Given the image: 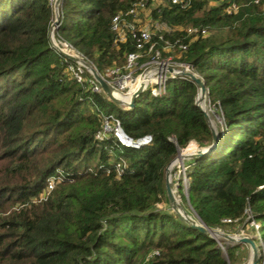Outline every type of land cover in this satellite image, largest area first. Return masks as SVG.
<instances>
[{
    "label": "trees",
    "instance_id": "16d2710c",
    "mask_svg": "<svg viewBox=\"0 0 264 264\" xmlns=\"http://www.w3.org/2000/svg\"><path fill=\"white\" fill-rule=\"evenodd\" d=\"M179 1L189 3L161 0L151 21L209 33L194 41L178 32L161 36L187 45L180 59L202 79L222 120L217 149L189 162L179 196L211 229L241 223L249 212L261 225L263 257L264 16L257 17L264 10L251 0H235L245 5L237 14L226 12V0L210 9L209 0ZM132 3L61 0L55 35L99 73L121 66L133 44L117 40L111 20ZM52 21L48 0H0V264H242L244 245L222 252L158 209L168 207L167 165L190 143H211L194 106L196 86L170 81L162 97H139L123 111L64 73V58L49 43ZM241 21L242 31L230 29ZM101 115L115 116L127 137L151 143L128 149L95 140ZM50 178L54 188L43 198Z\"/></svg>",
    "mask_w": 264,
    "mask_h": 264
},
{
    "label": "built area",
    "instance_id": "2783aa9c",
    "mask_svg": "<svg viewBox=\"0 0 264 264\" xmlns=\"http://www.w3.org/2000/svg\"><path fill=\"white\" fill-rule=\"evenodd\" d=\"M56 1L58 0H48L53 13L52 23L61 8V0H59L58 4H56ZM226 1L229 3L226 12L234 13L236 11L235 0ZM188 3L171 0V4L180 5L182 8L186 7ZM149 4L150 0H133L131 7L126 12L115 15L111 20V31L117 35V40L124 42L129 39L133 44V49L125 55L121 66L99 73L91 62L77 53L69 44L62 43L61 46L67 51V53H63L75 59V61H70L56 53L64 58V73L79 86L86 87L91 94L98 95L104 92L93 76L92 70H94L115 93H119L122 96L126 108L130 104L132 96L138 90H140V96L148 93L151 97L158 98L166 94L167 85L170 81H189L184 75L186 73L192 74L193 68L190 64L181 61L176 69L170 66L169 62L158 61L159 50L163 45L170 43L177 46L180 53L187 51V45L179 40L170 42L164 41L162 36H151L148 26L142 24L143 18L147 15ZM58 27L59 24L55 26V32ZM187 34L188 37L196 39L205 37L207 32L205 29L198 27L189 29ZM153 38L157 40H153ZM146 66H150V68L147 69L145 68ZM134 75L136 77H133ZM101 116L103 118V126L101 131L95 135V140L103 141L111 138L115 145L128 149H140L151 143L150 137H143L137 140L127 137L122 130L120 121L115 116ZM115 170L117 174H121L123 167L121 164H116ZM53 188L54 182L48 181L44 194L50 193ZM230 222V220L225 221V223ZM261 264H264V261Z\"/></svg>",
    "mask_w": 264,
    "mask_h": 264
},
{
    "label": "rangeland",
    "instance_id": "374dc122",
    "mask_svg": "<svg viewBox=\"0 0 264 264\" xmlns=\"http://www.w3.org/2000/svg\"><path fill=\"white\" fill-rule=\"evenodd\" d=\"M253 5L256 6H262L263 10H264V0H251ZM218 1H213V0H209V3L207 4V9H210L212 7H216L218 5ZM163 3L161 2V0H151L149 6H148V11H147V15L143 18V22L142 24L148 26L150 32H151V36L152 37H157V35H162L164 33H168V34H172L178 32L181 33L182 39H191L190 37H188V30L189 29H195L198 28L199 26H187V27H178V28H168L163 24H158L157 22H152L151 21V13L153 10L158 9L161 7ZM236 5V11L234 13H238L240 11L243 10V7H245V5H243V2L240 3H235ZM264 16H258L257 18H262ZM247 20L248 19H255L256 17H245ZM244 18V19H245ZM256 18V19H257ZM255 19V20H256ZM243 20V19H242ZM249 22V21H248ZM242 25H244V21H241L240 23H235L233 25L230 26L231 30H236V31H242ZM55 31H53L51 33L50 29H49V43L50 46L52 47L51 44V39L53 42V45L57 48L54 49V51L56 53H58L59 55L60 52H64L67 53V51H65L63 49V47L61 46V44H68L66 41L62 40L61 38H58L55 35ZM209 35V33L206 34V37ZM174 36V35H173ZM192 41H194L195 39L192 37L191 39ZM53 49V48H52ZM62 56V55H61ZM158 61L160 62H169L170 66H172L173 68H178V65L180 64V62L182 61L181 58V53L178 50L177 46H174L170 43L163 45L162 48L159 50V55H158ZM63 57V56H62ZM148 61V60H146ZM144 61V62H146ZM145 68L149 69L150 66H146ZM192 74L194 76H196L197 78L201 79L194 71L192 72ZM139 75V74H136ZM136 75H134L133 77H136ZM123 95V94H122ZM148 93H144L142 94L140 97H144L146 99H148ZM119 102V105H116L117 107H119L121 110L123 111H128L130 110L129 108L127 109L124 102H123V98L119 93H116V95L114 96ZM110 100V99H109ZM111 101V100H110ZM205 106L207 107V115L209 117V120H211V124H213V126L218 124V119L219 114L217 112V109L211 105L208 102L207 99V90H206V95H205ZM112 102V101H111ZM92 110V109H91ZM220 123V122H219ZM218 128V126H217ZM196 147V148H195ZM200 147L198 145H196L195 143H190L185 149L180 151L181 156L180 157H176L172 163L171 166L169 167V172H168V180H169V185L171 188V191L173 193V197L175 199V201L178 204L179 207V212L187 219H190L191 221H193L195 224H199L196 215L192 212L191 209L187 208L186 206L183 205V203L181 202L180 196H179V192H178V183H181L182 185V190L183 193L186 192L185 189H187L188 186V180H187V176H186V170H187V165L189 164V162L193 159H191L190 155H192L193 153H195ZM197 149V150H195ZM184 157H183V156ZM48 181H52L54 182L53 178H50ZM47 195L46 193L44 194V191L42 192L41 197L45 198ZM168 202V200H167ZM159 210H168L170 213L174 214L171 206L168 202V207H166L165 205L158 207ZM245 218L244 220L239 223L237 221L231 222V223H226L227 225L230 226H225L224 229H213L215 230L220 237V239L215 238L216 242H217V246L218 248L222 251L225 252V247H230L231 244H229L224 236H227L233 240H240V239H247L249 241H253V239L257 240V243L255 244V247L257 249V251H259L258 253V261L261 259L262 257V253H261V247L262 245L260 244V236L261 233H258V230L260 229L261 225L257 222H255L254 220L251 219V217L249 216V212H246L245 214ZM219 238V237H218ZM254 242V241H253ZM246 247V257L243 261L242 264H249L250 259H251V252H250V248L248 245H245ZM264 257V256H263ZM262 257V262L264 261V258ZM259 263V262H258Z\"/></svg>",
    "mask_w": 264,
    "mask_h": 264
},
{
    "label": "water",
    "instance_id": "95a60500",
    "mask_svg": "<svg viewBox=\"0 0 264 264\" xmlns=\"http://www.w3.org/2000/svg\"><path fill=\"white\" fill-rule=\"evenodd\" d=\"M59 0L56 1V4H58ZM59 24V18L58 15L55 16L54 22L52 23L51 27H50V31L51 33L54 31L55 26ZM53 49L57 48L53 45L52 39L50 40ZM60 54L70 60V61H75L74 58L65 55L64 53L60 52ZM93 76L95 78V80L99 83L100 87L102 88L103 92L105 93V95L116 105H119L120 102L114 97L116 95V93L97 75V73L92 70ZM184 77L188 78L189 81L191 83H193L196 88H197V95L195 97V103L194 106H196L203 114L204 120L206 125L208 126L210 133H211V143L205 147H201L199 148L194 154H192L190 157L191 159H197V158H204L207 157L209 155H211L212 153L215 152V150L217 149L219 142H220V138H219V133H218V128L217 126L220 125L222 123L221 118L218 119V124L213 126V124H211L209 117L207 115V113H205L200 106L198 105V98L199 96H203L205 97L206 95V88H205V84L203 83L202 79L197 78L196 76H194L193 74L190 73H186L184 75ZM140 96V90H138L137 92L134 93V95L132 96L131 102L129 105H127V108L129 109H133L135 106V101L139 98ZM220 117V116H219ZM180 151L178 153V155L176 157H180ZM175 157V158H176ZM174 158V159H175ZM173 159V160H174ZM172 160V161H173ZM172 161L167 165V167L165 168V191H166V197L167 200L171 206V209L174 213V215L176 216V218L183 224L187 225L188 227L195 229L196 231H198L199 233L215 240L216 236H217V232L209 227H207L197 216V220L199 222V224H195L193 221H191L190 219L185 218L180 212H179V207L177 202L175 201L174 197H173V193L171 191L170 185H169V180H168V172H169V167L171 166ZM219 235V234H218ZM225 240L231 244L230 246H234V245H248L250 248V252H251V259L249 264H257L258 263V252L255 244L253 241H249L247 239H240V240H233L227 236H224ZM216 241V240H215Z\"/></svg>",
    "mask_w": 264,
    "mask_h": 264
},
{
    "label": "bare ground",
    "instance_id": "6f19581e",
    "mask_svg": "<svg viewBox=\"0 0 264 264\" xmlns=\"http://www.w3.org/2000/svg\"><path fill=\"white\" fill-rule=\"evenodd\" d=\"M199 100H198V105L200 106V108L206 113V111H207V107L205 106V97H203V96H199V98H198ZM210 122H211V120H210ZM196 148V147H195ZM195 150H197V149H195ZM194 154V153H193ZM183 156V155H182ZM191 156V155H190ZM184 157V156H183ZM219 237V238H218ZM220 237L221 236H219L218 234H217V236H216V238L217 239H220Z\"/></svg>",
    "mask_w": 264,
    "mask_h": 264
}]
</instances>
